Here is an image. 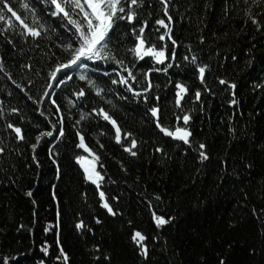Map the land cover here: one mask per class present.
I'll return each mask as SVG.
<instances>
[{
    "label": "trees",
    "instance_id": "16d2710c",
    "mask_svg": "<svg viewBox=\"0 0 264 264\" xmlns=\"http://www.w3.org/2000/svg\"><path fill=\"white\" fill-rule=\"evenodd\" d=\"M24 2L31 10L19 0H13L14 9L45 31L33 40L11 18L13 27L0 35V264L5 258L9 264H65L61 249L67 264H264V0H170L174 59L171 41H158L164 29L156 31V20L168 23L163 5L141 0L135 24L116 21L108 50L133 72L129 84L142 95L112 83L119 81L117 72L127 77L114 60L94 65L107 75L68 69L72 79L55 87L50 72L70 58L61 45L75 46L71 26L51 16L43 0ZM145 21L151 44L168 46L164 64L137 60L129 51L136 41L133 28ZM197 65L208 66L204 84ZM81 74L94 84L80 80ZM149 81L152 87L144 92ZM177 83L188 89L180 108ZM81 89L86 95L78 99ZM154 107L165 129L186 127L191 143L159 132L150 114ZM101 108L116 121L121 143L112 125L94 114ZM185 114L191 117L187 125L176 121ZM8 123L22 129L24 140ZM42 131L53 136L43 137L33 151ZM81 136L88 151L78 146ZM133 139L135 156L124 151ZM200 144L209 157L203 162ZM78 158L95 164L103 176L99 189L85 178ZM101 191L115 214L101 206ZM153 213L169 223L158 228ZM136 231L147 237V259L132 241Z\"/></svg>",
    "mask_w": 264,
    "mask_h": 264
},
{
    "label": "snow or ice",
    "instance_id": "6c2138e0",
    "mask_svg": "<svg viewBox=\"0 0 264 264\" xmlns=\"http://www.w3.org/2000/svg\"><path fill=\"white\" fill-rule=\"evenodd\" d=\"M21 7L24 9H30V5L24 0H19ZM43 2L47 5L51 6L50 15L53 17H61L63 20L66 21L67 25H70L69 31H71L72 35L75 37V46L72 43L62 44L61 47H64L66 51L70 52V58L67 62L61 63L57 65V67L50 72V78L53 81H58L55 84V87H60L62 84L66 82V80H71L72 76L67 75L66 70L68 69H87L88 64L85 63L86 61L96 62V61H109L114 60L118 66H123V61L117 60L113 55L110 54L108 50V42H109V34L113 30V27L117 20H126L129 24H135L138 20L136 9L140 7L141 0H43ZM160 3L163 5L164 15L168 18V23L165 22L163 19L156 20V24L160 27L156 29V31H160V29H164V32L158 36V41H171L172 45V58H175V46L176 41L172 38V29L169 27V24L172 22V17L169 15L168 6L170 0H160ZM5 13L10 14V18L5 15ZM74 14L75 17L74 18ZM14 18L20 28L23 29L22 35L29 36L33 40H36L42 36L45 31V26L40 24L38 20L33 21L34 26H30L26 22V18L22 17L21 14L18 13L17 10L13 7V0H0V22H4L7 24V28H3L0 25V35L5 34L6 31L13 27L12 19ZM252 23H257L256 20H252ZM148 28L147 21L144 22L142 26L138 29L133 28V34L136 36L135 46L130 49L129 51L133 53V55L137 58V60H143L145 57H151L154 59L155 63L157 64H164L165 60L168 59L166 56L167 45L163 48H158L157 45L151 44L150 37H145L146 29ZM11 43V41H9ZM146 45H150L147 46ZM188 59V57H185ZM235 59V57H233ZM191 63L196 64L197 58L193 56L191 58ZM172 65H168L171 67ZM30 67V66H28ZM122 70L127 72V77L117 72L116 75L119 76V81L112 80L113 84L120 83L121 85L128 86L129 91H133L132 86L129 84V80L135 81L136 77L134 76L133 72L127 67L123 66ZM208 70L207 65L199 66L197 65V71L199 74V79L201 84L205 83L206 71ZM0 71H3V68L0 67ZM166 71V69H165ZM65 73V79H60V74ZM107 75V73H105ZM147 73L145 76L147 77ZM80 80H86L89 85H93L94 82L89 79L86 75L81 74L79 76ZM221 85L227 84V81L221 79L219 80ZM54 85L52 83L48 84V88H52ZM20 87V85H17ZM152 85L149 81L147 87L144 89V92H148L151 89ZM177 92H176V100L175 104L177 108L181 107L182 101L184 97L187 95L188 89L180 84L177 83L175 85ZM228 87L235 89V84H228ZM23 90V89H21ZM102 89L97 88L96 94L100 95ZM135 95H140L141 93H134ZM49 93L45 92V96H48ZM76 97L79 99L80 97H84L86 92L84 89H81L77 93H75ZM195 97L197 100L201 97V92L197 91L195 93ZM147 99V98H146ZM159 99V97H157ZM71 102V101H70ZM55 104V101H52ZM237 101L233 99L231 104L235 105ZM57 112H59V108L57 107ZM13 113L17 111V109L13 108L11 110ZM94 114L101 116L105 121H108L112 124L113 128L116 131V142L121 143V130L117 126L116 121L111 118V116L103 109L93 110ZM151 115L155 118L156 127L160 129L164 135L172 137L173 139L182 141L184 144H190L189 137L191 136V132L186 127H177L175 131H169L162 126L161 123V116H160V109L159 108H151ZM43 114V113H41ZM3 115V112L0 111V116ZM81 120L85 119L84 115H81ZM191 117L188 114L183 115L182 117L177 115L176 121L179 122L180 120L183 121L184 125H187L190 121ZM56 126L53 125V128ZM7 128L10 129L13 133H15L16 139L22 141L24 140V134L20 127L15 126L13 123H8ZM59 135L62 137L64 135L63 129V120L60 121V128H59ZM130 133L124 134L123 139L127 140L130 137ZM52 131H42L39 135L36 136V143L32 145L33 151H35L37 145L40 144L41 139L43 137H52ZM81 148H84L86 151L88 149L84 145V138L81 136V142L78 145ZM137 146V142L133 139L131 140V146L125 147L124 151L129 152L130 155L135 156L136 152L133 150ZM199 157L201 162L207 160L209 157L203 151L205 148L204 144L199 145ZM3 149H0L2 152ZM156 151H161V149H156ZM82 158H78L77 162L79 163ZM95 159H98L96 157ZM86 176L85 178L90 181L91 183L95 184L99 189L100 184L99 181L103 180V176L92 168L89 170L88 168L84 169ZM28 196H31L32 193L28 192ZM102 203V207L108 210L110 214L113 213L112 208L109 206L107 201L105 200V194L103 191L99 193ZM159 199V197H157ZM153 219L156 226L162 227L165 224L169 223L168 219H165L162 216H157L153 213ZM99 223V221H97ZM84 227L83 222L77 223L76 228L79 230ZM47 230V229H46ZM147 239L145 235H143L140 231H136L132 235V241L137 245L140 249V254L147 259L148 257V248L144 244V241ZM45 254H47V248L45 247L42 249ZM61 256L65 264H67L68 257L64 253L63 249H61ZM4 264H9L7 258L4 259ZM220 264H224V261L221 260Z\"/></svg>",
    "mask_w": 264,
    "mask_h": 264
},
{
    "label": "water",
    "instance_id": "95a60500",
    "mask_svg": "<svg viewBox=\"0 0 264 264\" xmlns=\"http://www.w3.org/2000/svg\"><path fill=\"white\" fill-rule=\"evenodd\" d=\"M158 130L160 131V129L158 128ZM161 132V131H160ZM163 135H164V133L163 132H161ZM164 136H166V135H164ZM166 137H169V136H166ZM173 139V138H172ZM174 140H176V139H174Z\"/></svg>",
    "mask_w": 264,
    "mask_h": 264
},
{
    "label": "rangeland",
    "instance_id": "374dc122",
    "mask_svg": "<svg viewBox=\"0 0 264 264\" xmlns=\"http://www.w3.org/2000/svg\"><path fill=\"white\" fill-rule=\"evenodd\" d=\"M81 163V162H80ZM83 164L85 165L86 164V160L83 161ZM87 165V164H86Z\"/></svg>",
    "mask_w": 264,
    "mask_h": 264
}]
</instances>
